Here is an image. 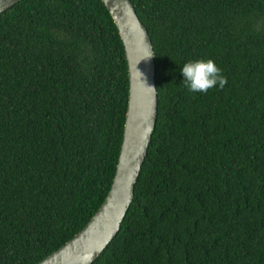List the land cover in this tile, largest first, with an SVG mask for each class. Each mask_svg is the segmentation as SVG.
<instances>
[{
  "label": "trees",
  "instance_id": "16d2710c",
  "mask_svg": "<svg viewBox=\"0 0 264 264\" xmlns=\"http://www.w3.org/2000/svg\"><path fill=\"white\" fill-rule=\"evenodd\" d=\"M154 51L157 118L133 199L91 264H264V0H130ZM212 59L226 84L191 92ZM101 0L0 14V264H35L106 197L128 101Z\"/></svg>",
  "mask_w": 264,
  "mask_h": 264
},
{
  "label": "water",
  "instance_id": "95a60500",
  "mask_svg": "<svg viewBox=\"0 0 264 264\" xmlns=\"http://www.w3.org/2000/svg\"><path fill=\"white\" fill-rule=\"evenodd\" d=\"M18 1L0 0V14ZM101 1L121 38L128 69L127 109L114 177L104 201L85 226L35 264H91L99 256L127 213L154 130L157 91L150 36L130 0Z\"/></svg>",
  "mask_w": 264,
  "mask_h": 264
},
{
  "label": "clouds",
  "instance_id": "9594fccd",
  "mask_svg": "<svg viewBox=\"0 0 264 264\" xmlns=\"http://www.w3.org/2000/svg\"><path fill=\"white\" fill-rule=\"evenodd\" d=\"M180 72L185 86L191 92L206 93L217 85L222 89L227 82L222 75V70L212 59L188 61L180 69Z\"/></svg>",
  "mask_w": 264,
  "mask_h": 264
}]
</instances>
